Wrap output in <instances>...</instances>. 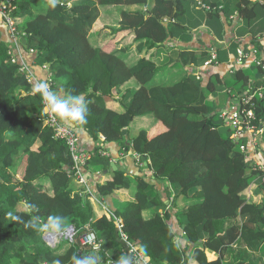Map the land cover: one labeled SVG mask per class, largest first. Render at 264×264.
Listing matches in <instances>:
<instances>
[{"label":"trees","instance_id":"obj_1","mask_svg":"<svg viewBox=\"0 0 264 264\" xmlns=\"http://www.w3.org/2000/svg\"><path fill=\"white\" fill-rule=\"evenodd\" d=\"M45 1L17 0L15 16L26 19L21 31L26 38L25 48L34 50L38 62L48 65L52 90L58 96L64 93V98L69 94L85 98L89 109L87 124L80 126L69 120L70 123L77 132L86 131L95 139L104 138L103 143L118 144L124 151L150 159L154 180L164 190L161 193L156 184L138 177L133 201L124 209L111 212L96 205L102 212L97 216L85 187L74 179L67 145L54 138L53 130L44 121L42 94L20 73V64L11 63L7 48L2 45L0 264H77L90 254L91 249L80 242L88 227L96 233L102 248H121L116 242L117 220L128 240L150 259L149 264H189L191 259L198 264H223L225 251L238 243L246 249L238 252L241 260L236 264H261L254 263L252 257L264 247V201L251 199L248 190L252 181L264 174L250 166L248 151L241 149L246 148L247 140L233 139V128L220 120L225 125L222 128L216 121L218 114L212 112L207 91L194 73L165 85L155 80L158 66L151 59L131 65L122 56L124 50L107 53L100 47L128 34L133 36L132 45H138V52L163 46L176 26L173 20L184 14L183 0H176V5L173 0H154L148 12L144 8L149 0H56L55 7L49 0L46 11L41 13ZM251 4L241 0L237 10L249 18L245 8ZM109 6L142 9L124 10L116 28H102L101 40L95 44L91 32L101 17L102 7ZM106 30L110 33L102 37ZM180 56L185 65L186 52ZM245 70L240 69L236 75L241 83L239 93H244L251 82V73ZM258 76L260 79L253 80L255 86L264 84L263 72ZM115 94L122 97L118 100L123 107L119 113L108 105L115 102ZM263 102L257 107L260 116L264 114ZM145 116L153 117L162 131L150 137L142 129L130 140L133 122ZM124 130L128 131L126 135ZM23 162V173L18 178L17 170ZM89 165L110 168L109 160L100 155ZM111 173L112 178L97 184L102 200L130 188L131 179L123 172ZM44 179L47 185L42 183ZM260 183L264 188V182ZM163 195L173 197L170 205L178 212L188 245L193 246L189 255L188 248L176 241L169 215L162 213L170 212ZM180 199L187 204L178 206ZM28 203L35 207L27 208ZM147 212L152 215L146 217ZM52 215L66 218L64 232L73 226L78 233L64 255L48 245L43 233L25 227L30 220L45 222ZM13 216L21 220H13ZM31 244L36 249L30 250ZM206 251L219 253L221 258L209 262ZM130 263L135 264L133 258Z\"/></svg>","mask_w":264,"mask_h":264},{"label":"crops","instance_id":"obj_2","mask_svg":"<svg viewBox=\"0 0 264 264\" xmlns=\"http://www.w3.org/2000/svg\"><path fill=\"white\" fill-rule=\"evenodd\" d=\"M199 1L207 7L216 8V10H213L212 13L211 11H205L201 5H199ZM240 1L241 0H183L184 14L177 20H174L173 24L176 26L173 27L172 34L167 43L163 46L159 45L158 48L151 51L144 49L142 52H138V49L135 48L136 44H134V49H130L128 55H126V59L131 61V65H136L144 58L151 59L158 66L156 79L164 75L176 74L177 78L175 80L180 81L187 73H194L196 78L202 81L207 91V101L212 105H218V110L220 112L229 108L232 102V87L228 84L229 81L225 80L227 76H236L240 69H247L245 71L251 73V82H254L253 80H256V78L260 79L258 75L261 70L256 66L254 56H251L241 67L236 66L239 50H243L246 53L258 50L257 56L260 57V59H264V7L255 3L246 7L245 10H248L249 15H251V17L246 18L241 14L240 10H237V4ZM152 6L153 4H148L144 10H150ZM130 7V10L125 8L124 10L133 12L134 10L142 9L139 6ZM19 22H21V20H19ZM118 24L119 22L117 23L116 21L114 25L111 26L116 28ZM107 27L110 28L109 26ZM109 33L110 30H106L102 37ZM98 36L99 34L96 35L97 42L101 40ZM22 39L23 38H21L20 44L17 45L12 39L8 27L5 24L0 25V46L4 45L7 48V53L9 54V52H12L13 56L17 58L20 63L24 62L32 66L36 78V82L32 84V86L37 89L38 83L44 84L51 79V72L48 65L38 62L34 52L25 48V43ZM126 40H128L129 45H132L133 36L129 34L121 35L115 42L106 41L102 45L112 47V51H125L126 49L123 48L127 46L123 43ZM183 52H186L185 65L182 64L180 56ZM214 52L217 54V62L213 65L206 66V63L210 60ZM181 73H185V75H178ZM169 80L170 79L157 81L162 84H168L170 83ZM61 94L60 97L64 98V93ZM119 96L120 95L115 94V102L108 104L110 109L118 113L123 110V107L118 102V100L121 99ZM149 118L150 120H147V127L136 129L135 135L133 136L129 134L130 140L135 138L142 129L147 130L150 137L155 136L158 131H162L160 124L153 117ZM62 122L74 127L69 120H62ZM78 134L80 136V146L82 150L91 157L89 162H92L93 158L96 157L95 154H98L100 150L106 151L107 156L102 155V157L108 159L110 162V168L106 170L103 168H94L90 165L84 168V175L89 180L91 184L90 188L94 192H97L98 183H103L106 179H109H104L107 174L121 171L131 179V184H137V178L142 177L152 184H156L162 193L164 190L163 186L154 180L153 172L149 167L151 164L150 160L148 161V165L145 163L140 165L132 155V152L129 151V153H126L127 151L121 149L118 144L103 143V138L95 139L83 130H79ZM262 136H264V132ZM244 138L247 140L248 161L250 162V166L253 167V169L259 167L264 168V141L262 143L259 139L256 149L248 135ZM111 164H116L117 169L112 171ZM255 180H257V183H253L250 186L248 196L260 203L264 201V188L260 183L261 179L256 178ZM49 189L51 190V186ZM126 192L129 194V191ZM130 197L134 200L132 195H130ZM172 198L168 199L167 195H163V200L168 205L167 210L170 212L164 211L162 213L169 215L168 222L173 232L176 234V241L183 248H188L186 254L189 255L193 246L188 245V241L184 235V226L180 223L178 212L170 205V203H173ZM110 199L111 196L108 197V200H105V202L110 203ZM112 199L115 200L117 198ZM88 200L94 204L96 215L101 216L102 212H98L101 208L96 206L97 204H95L90 197H88ZM105 206H107V204H105ZM114 210H117V208L114 207L113 211ZM149 215V212L145 214L146 217H150ZM229 224H231V222L228 223V225ZM107 243L108 241L104 244ZM63 244L58 246L59 250H61V255H64L71 248V245ZM244 248L246 249L245 245L238 243L231 247L229 251H225L222 261L223 264L238 263L241 260L238 252L244 250ZM108 250H111V253H109ZM91 251L92 250H90V252ZM95 252H98L100 259V262L96 260V264H120L121 258L124 256L129 257L122 246L121 248L106 247ZM260 254L261 253L256 254L254 258L252 257L254 263L260 261L262 264L264 258H261ZM102 255H105V258ZM206 255L209 262H216L221 258L219 253L213 251H206ZM189 264H198V262L191 259Z\"/></svg>","mask_w":264,"mask_h":264},{"label":"built area","instance_id":"obj_3","mask_svg":"<svg viewBox=\"0 0 264 264\" xmlns=\"http://www.w3.org/2000/svg\"><path fill=\"white\" fill-rule=\"evenodd\" d=\"M16 1L17 0H0V25L5 24L8 27L9 32L12 35V39L18 45L20 44L23 35L18 28L19 19L15 16V13L17 12V5L15 4ZM248 1L262 5L264 7V0ZM199 5H201L205 11L216 10V8L205 6L201 1H199ZM30 51L35 53V51L32 49ZM257 54L258 50H253L251 53H246L243 50H239L236 66L241 67L251 58V56H254L255 64L263 72L264 76V59H260ZM9 55L11 57V63L20 64L19 71L25 75L27 82L31 85L34 84L36 82V78L32 66L27 65L24 62L20 63L17 58L13 56L12 52H9ZM216 62L217 54L214 52L212 53L210 60L206 63V66L213 65ZM44 84H47L52 90V79H49ZM40 85L42 84L38 83V88L36 91L42 94ZM260 101H264V84L262 83L258 86H255L253 82H250L247 90L244 93L232 95L230 107L220 112V118L234 130L233 139L238 140L239 138H244L246 135H248L255 148L257 147L259 139L264 132V114L260 116L257 113V107L260 106ZM43 104L45 106L44 110L46 117L44 121L46 125L53 130L54 138L56 140L63 141L67 145L71 154L74 164V179L78 184L85 187V195L93 199L92 201L95 202V204L106 209L107 212H111L108 207L105 206L104 200L100 198L97 192H94L90 188L91 184L84 175V168L88 166L91 157H89L88 154L82 150L80 146V136L77 130L72 126L63 123L58 116L53 114L51 110L47 108L44 100ZM104 141L105 139L103 138V142ZM241 149L243 151L246 149L247 152V145L246 148L245 146H241ZM126 153L129 152L127 151ZM101 154L107 156L105 150H103V153ZM133 156L137 163L140 165L144 164L140 155L133 153ZM246 157L248 159V154H246ZM256 169L264 174V168L259 167ZM261 181L264 182V177L261 178ZM117 226L120 231L121 238L130 244V253L135 264H149L150 259L144 256L139 246H135L128 241L127 236L123 233L121 221L117 220ZM63 234L65 239L72 244L78 233L73 226H70ZM45 237L47 243H51L53 240L58 239L59 234H46ZM80 242L83 246L90 248L92 251H100L103 247L101 242L98 240L96 233L91 230V227H88V231L80 236Z\"/></svg>","mask_w":264,"mask_h":264},{"label":"rangeland","instance_id":"obj_4","mask_svg":"<svg viewBox=\"0 0 264 264\" xmlns=\"http://www.w3.org/2000/svg\"><path fill=\"white\" fill-rule=\"evenodd\" d=\"M73 1H76V0H73ZM49 3V0H46L45 3L42 4L41 6V13L45 12L46 9H47V5ZM149 4H154V0H149ZM70 5V4H69ZM124 8L127 9V10H130V6H109V7H102L101 11H102V14H101V17L100 19L97 21V24L96 26L94 27V29L96 30H92L91 34H94V37L93 35L91 36V38H94V43L97 44V39H96V36L95 35H98L99 32H102V28L104 27H107V26H113L114 23L117 21L120 22L121 21V13L124 11ZM37 13V12H36ZM178 19V18H177ZM25 22H26V19H22L21 20V23L18 24V28H19V31H22L24 29V25H25ZM105 31H103L104 33ZM99 38H101V36H98ZM96 39V40H95ZM93 43V42H92ZM124 45H126L127 47L130 46L129 43H128V40H126L124 43ZM138 45H135V48H137ZM102 48L103 51L107 52V53H110L112 52V47L108 46V45H101L100 46ZM134 44L131 46V47H128L125 52L122 54V56H126L128 55L130 49H134ZM148 53V52H147ZM146 57V56H145ZM145 59V58H144ZM178 75H185V73H181V74H178ZM256 75V74H255ZM254 75V76H255ZM236 76L235 75H232V76H227L225 78L226 81H229L228 84L231 85V91H232V95H237L239 92V88L238 86H241V83L238 82L235 78ZM177 78V75L176 74H169V75H164L162 77H159V79H155V80H161V81H165L166 79H170L168 84H165V85H170V84H173V83H176L178 82V80H175ZM175 80V81H174ZM238 82V83H237ZM120 98H122L121 96H119ZM112 103L111 101L108 102V104ZM263 106H264V102H263ZM218 105H211V108H212V112H216V114H218V116L216 115V121H218L222 128H224V124L221 123L220 120H222L220 118V111L218 110ZM122 109V108H121ZM148 116V115H147ZM139 117V118H136L135 121L133 122L132 124V128L130 129V134L131 136L135 135V131L136 129H140V128H145L148 126V123H147V120H150L149 117ZM151 116V115H150ZM261 142L263 143L264 141V136H262V138L260 139ZM103 142V141H102ZM101 153H103V150H100ZM100 151L98 152V154L96 155L97 158H98V155L102 156V154L100 153ZM94 159V158H93ZM150 160V159H149ZM151 162V160H150ZM151 165V164H150ZM24 166H25V162H23L18 170H17V173H18V178H20L22 176V173H23V169H24ZM100 166H104V164L100 163ZM114 176V174L112 173H109L107 174L104 179L106 178H112ZM257 180H253L252 181V184L253 183H257L256 182ZM42 183L44 185H47L48 182L44 179L42 181ZM251 184V185H252ZM50 187V185H49ZM48 187V189H49ZM126 191H129V194L132 195L133 197L136 196L137 194V184L135 183H132L131 184V187L127 190H123V191H117L116 193H114L112 196H111V199L109 200L110 203H107L105 202V200H108V197L104 199V203L107 204V207L109 210L113 211V208L116 207L118 210H122L126 207V205L130 202V201H133V199L130 197V195L126 192ZM112 198H117L115 200H113ZM183 204H187L185 201H183L182 199L179 200V202H177V205L178 206H181ZM115 211V210H114ZM152 215V213L150 214V216ZM44 237H45V234H44ZM64 243V244H63ZM40 244V243H39ZM61 244L63 245H71V243L66 239H65V236H63V234L61 233L60 234V237L58 240H53L51 243H48V245L51 246V248H54L56 249L57 251L56 252H59L58 254L61 255V250H59V247L58 246H61ZM31 246H33L31 244ZM57 246V247H56ZM44 248V247H43ZM33 249H36L33 247L30 248V250H33ZM109 253H111V250H108ZM260 256L261 258H264V247H263V250L260 251ZM103 254V253H102ZM104 258H105V255H102ZM264 264V259H263V262Z\"/></svg>","mask_w":264,"mask_h":264},{"label":"clouds","instance_id":"obj_5","mask_svg":"<svg viewBox=\"0 0 264 264\" xmlns=\"http://www.w3.org/2000/svg\"><path fill=\"white\" fill-rule=\"evenodd\" d=\"M55 4L56 0H52L53 7H55ZM167 23H169V21H167ZM40 89L42 91V99L46 103L47 108L50 109L51 112L58 116L61 120H70L71 122L80 126L87 124L89 109L83 96L69 94L67 97L61 98L56 94L55 91L51 90L47 84L40 85ZM142 161L148 165L149 159L147 162H145L142 157ZM26 207L33 208L35 206L31 203H28ZM12 219L18 221L21 220V217L13 216ZM36 219L38 220V218ZM25 227L32 229L37 234L43 233L60 235L66 230V218L59 215H52L49 216L45 222H33L30 220L25 224ZM44 239L46 240V237H44ZM130 261V257L121 258L120 264H130ZM54 264H59V261H54ZM77 264H96V258L91 254H88L82 259L78 260Z\"/></svg>","mask_w":264,"mask_h":264},{"label":"water","instance_id":"obj_6","mask_svg":"<svg viewBox=\"0 0 264 264\" xmlns=\"http://www.w3.org/2000/svg\"><path fill=\"white\" fill-rule=\"evenodd\" d=\"M173 1H175V5H176V4H177V3H176V0H173ZM22 40H23L24 43L26 42V38H25V37H24ZM210 124H211V122H210ZM123 134L126 135V134H127V130H124V131H123ZM143 160H144L145 162H147V161H148V158H147V157H143ZM116 169H117V165H116V164H111V170L114 171V170H116ZM62 234H63V233H62ZM63 236H64V234H63ZM116 242L119 243V244L124 248V250L126 251V253L128 254V256H129V257L131 258V260H132L133 257H132V255H131V253H130V244L127 243V242H125L124 240H122V238H121V236H120V233H119V230H118V229L116 230ZM104 245H105V244H104ZM90 254H91L92 256H94L98 262H100L98 252L93 251V252H90Z\"/></svg>","mask_w":264,"mask_h":264}]
</instances>
